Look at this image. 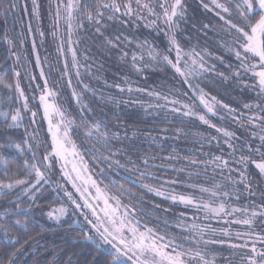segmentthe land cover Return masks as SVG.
<instances>
[{"label":"snow or ice","instance_id":"snow-or-ice-1","mask_svg":"<svg viewBox=\"0 0 264 264\" xmlns=\"http://www.w3.org/2000/svg\"><path fill=\"white\" fill-rule=\"evenodd\" d=\"M198 7L210 14L198 21V26L193 25L204 44L197 38L186 49L178 34L188 20L187 0H51L52 36L54 41L60 37L57 51L65 57L60 79L67 78V87L72 89L71 100L79 108L78 126L76 117L56 102L58 85L49 86L46 61L36 54L35 40L32 51L40 76L29 75L27 66L21 76L16 65L23 64L17 52V44L22 47L24 43L23 33L13 30L9 34L7 28L9 19L15 22L20 3L0 0V19L4 22L0 43L7 46L8 59L13 61L11 70L5 67L0 71V123L18 129L28 113L35 124L42 111L48 125L43 141L35 129L29 132L27 128L19 143L0 141V149H14L24 157L13 168L7 155L0 153V200L7 198L6 205L0 204L4 209L0 211V264H17L24 255L23 248L16 246L34 219L29 215L30 208L20 207L22 199L35 204L48 189L59 203V207L48 211V218L78 231L75 243L103 253L104 264H264V187L250 174V166H254L260 180H264V0H198ZM23 13L30 17L28 35L38 32L43 41L46 33L40 30V0H31L30 12L25 3ZM32 18L37 22L35 29ZM63 24L67 25L66 41L60 33ZM141 28L150 34H163L166 46L162 51L154 41L141 39ZM89 38L93 46L99 42L98 51L118 53L120 61L130 64L137 75L161 66L173 70L179 87L174 84L171 88H133L128 80L127 89L119 83L110 85L120 93L127 91L125 104L138 105L154 125H164L157 135H145V140L150 141L148 149L133 151L136 141L128 136L127 129L122 133L119 125L113 128L104 119H92L94 110L84 102V95L91 91L95 96L96 92L87 84L80 92L74 87L73 79L83 82L81 69L89 74L93 70L92 47H82ZM186 39L191 42L193 37ZM209 39H213L215 51L208 46ZM217 51L226 54L228 62ZM212 59L231 70L227 76L219 73L220 78L236 80L237 86L247 93L239 107L223 103L201 86V81L216 70V65L210 64ZM22 79L28 80L34 93L31 107L21 86ZM133 94L138 95L134 98ZM108 99L120 103L115 96ZM13 104L17 106L13 108ZM33 107L37 110L33 111ZM213 117L230 118L245 130V138L241 140L235 131L214 123ZM186 120L199 121L215 130L218 135L197 133L194 143H200L202 149L204 141L209 145L215 141L219 154L181 150L175 143L167 155L163 154L169 139H191L183 127H172L176 123L183 125ZM79 133L83 140L77 144L71 137ZM160 172L176 175L162 177ZM209 172L212 175L201 182L199 178ZM184 175L188 179H180ZM177 187L184 191H177ZM145 197H158L171 205L161 208ZM242 198L248 202L240 206ZM176 205L184 210L172 213L171 208ZM149 207L165 217L161 220L157 215L156 226H150L152 217L146 211ZM209 221H215L216 226ZM60 255L50 264H56ZM64 264L77 261L70 255ZM91 264L98 262L94 258Z\"/></svg>","mask_w":264,"mask_h":264},{"label":"trees","instance_id":"trees-1","mask_svg":"<svg viewBox=\"0 0 264 264\" xmlns=\"http://www.w3.org/2000/svg\"><path fill=\"white\" fill-rule=\"evenodd\" d=\"M189 4L188 9V20L186 23L181 25L182 30L178 34V39L182 43V45L187 49L192 44H195L196 39H200L201 45L204 44L203 37H197L196 31L193 28L194 24H197L198 21H204L206 17L210 14L205 13L202 8L198 7V0H187ZM20 10L16 12L15 22L12 19L8 21V32L12 34L13 30L17 34L23 33L22 38L24 39V49L29 50L27 47L28 42V25L30 21V17L23 13V9L25 7V3L27 4L28 11H31V0H19ZM42 4V21L40 22V29L46 33V37L41 41V37L39 33L36 32L32 37V41L35 40L37 45L36 54L39 55L41 61H46L44 64L45 73L48 74L49 86L51 87L53 84L58 85L59 96L57 99V103L62 104L68 111L70 116L76 117V124L80 125L79 120V108L76 105L74 100H71L72 89L67 87V78L63 80L60 79L61 71L64 67L65 57L60 56L57 48L61 43L60 37L57 39H53L52 36V19L49 15L50 11V3L51 0H40ZM54 10V5H53ZM33 29L36 28L37 22L34 18L31 19ZM4 31V22L3 19H0V34ZM135 31V29H133ZM60 33L62 34L63 39L66 41L68 39L67 34V25L63 24L60 28ZM141 37L147 38L150 41H154V43L158 46V48L162 51L166 46V39L163 34H157L156 32H149L148 29L141 28L138 33ZM91 36V32L89 33ZM192 36L193 39L189 42L186 37ZM211 37L212 34L210 33ZM73 40L76 41V36L73 35ZM30 44V42H29ZM17 44V52L19 55V48ZM208 46L212 50H216V46L214 44L213 39H209ZM82 47H92V55L95 57V63L93 65L92 73L81 69V74L84 77L82 83H78L75 79H73V85L78 92L83 89V85H89L90 89L96 92V95L93 96L92 92L89 91L84 95V102L88 103L90 107L94 110L92 113V119H104L110 127L115 128L119 125L120 131L123 133L125 129L128 130V136L136 141V146L133 151L136 150H144L148 149L150 141L145 140V135L151 132L152 135H157L159 129L164 127L163 124L152 123V119L146 116L144 110L140 108L138 105H132L131 103L125 104L123 101L128 99L129 94L127 91L124 93H120L115 87H110V85L121 84L125 89H127L128 84L125 83V80H128L133 88L142 87V88H159L161 85L171 88L174 84L179 87V84L176 80L173 79V70L166 66L157 67L155 69H149L146 73L137 75L135 71L131 68L130 64L125 65L119 59L118 53H106L98 51L99 42L97 41L95 46L92 44V40L89 38L85 41ZM31 55L33 54L32 48ZM30 55V56H31ZM173 53V57H174ZM217 55H224L225 61L228 62L229 57L224 54L222 51H217ZM9 53L7 46L0 43V71H2L5 67L11 70L13 61L8 59ZM83 58V54H81V59ZM67 60L71 62V53H68ZM214 63L216 65V70L214 73L208 75L204 80L201 81V86L208 92L211 96H216L218 100H221L225 104H229L231 107H239L245 102L247 93L243 92L238 86L236 80H224L220 78L219 73L223 72L226 76L230 74V69L225 68L224 64H221L218 60L212 59L210 60V64ZM19 65V64H18ZM49 66H51V73L49 74ZM21 71V76H24V64H20L18 66ZM75 74V70H73V75ZM39 78L40 75L31 74ZM146 77V78H145ZM26 87L28 88L27 94L29 95L30 104L32 106L31 98L34 95L31 89H29V84L27 79H23ZM39 83L42 85L43 81L40 80ZM33 88L35 85L33 84ZM102 94V95H101ZM35 95L38 97L39 92H36ZM138 94H133V97ZM115 96L120 100V103L117 105L115 101H109L108 97ZM144 101L148 100L147 96L143 97ZM38 104V99L36 101ZM69 104L71 106H69ZM17 105L13 104V107ZM33 110L37 109L33 107ZM221 115H224V112H221ZM39 118L42 120V124L44 128L47 129L46 121L43 119V112L40 111ZM212 121L217 123L222 127H226L231 131H235L237 136L240 137L241 140L245 138L244 133L245 130L243 128L235 125L231 119L220 120L218 117H213ZM174 127H183L185 132L188 134L191 139L185 140L181 139L179 141L173 142V140L169 139L168 147H166L164 151V155H167L170 151L171 146L175 143V146L181 150L189 149L192 151H196L197 153H208L212 152L215 154H219V149L216 147L215 141L211 145L204 141L203 148L201 149L200 143H194L197 133L202 134L203 136L208 135H218L215 133L214 129H208L206 125L200 124L199 121H185L183 125L176 123L172 126ZM45 131V130H44ZM135 132V135L133 133ZM25 130L22 128H12L9 129L5 127L2 123H0V141L5 139L9 141H15L17 143L21 142L25 136ZM77 144L83 140V134L79 133L73 134L71 137ZM50 141V138H48ZM51 142V141H50ZM125 143H128L127 141ZM222 143V141H221ZM0 153H4L8 157V163L15 167L17 163H22L24 157L18 156L15 150H9L7 148L0 149ZM150 155H157V152H150ZM133 159H136V156L133 155ZM203 158V157H201ZM123 162V161H122ZM156 163H160V161H156ZM131 167V165H129ZM250 174L251 179L255 182L259 183L261 187H264V180H260L254 166H250ZM127 175V173H125ZM160 176H175V173H164L160 172ZM212 175L209 172L208 176H201L199 179L201 182H205ZM180 179H188L187 175L181 176ZM193 180L196 179L195 176L192 177ZM217 180H220V177L217 175ZM151 183V181H146ZM128 185H125L127 187ZM178 191V187L176 188ZM51 189H48L44 192L39 199L36 200L35 204L31 203V201L27 199H22L20 203L21 208H30L29 212L30 217L34 219V223H32V227L28 230L26 234L21 235L20 243L16 246L17 248H23L24 255L21 256L20 260L17 264H50L53 258L57 254H61L59 259L56 260V264H64V262L71 255L77 264H91L92 260L95 258L98 264H104L105 256L103 253H97L92 249L91 246H85L83 244L75 243V238L79 235L78 231H73L72 228L69 227L67 223L63 225L52 224L46 218V211L48 209L59 207V203L57 201V197L55 193H52ZM44 197H47L45 199ZM257 201L258 196L256 197ZM145 200L150 204H160L161 208H168L171 203L162 201L161 198H150L145 197ZM55 201V202H54ZM241 202L247 203L245 199H241ZM0 204L6 205L7 198L0 200ZM15 207V205H13ZM3 208H0V211H3ZM183 207L176 205L172 206L171 212L178 214L183 211ZM152 217L150 221V226H156L155 218L157 215L160 216V219L163 220L165 217L162 213L152 212L151 208H147ZM191 213L189 212V215ZM171 218V217H170ZM16 219V217H14ZM19 219H24V217H19ZM75 219V218H73ZM147 219V218H145ZM171 221V219H170ZM31 223V221H30ZM14 250V249H13Z\"/></svg>","mask_w":264,"mask_h":264},{"label":"rangeland","instance_id":"rangeland-1","mask_svg":"<svg viewBox=\"0 0 264 264\" xmlns=\"http://www.w3.org/2000/svg\"><path fill=\"white\" fill-rule=\"evenodd\" d=\"M41 30V29H40ZM32 35H29L28 36V39L26 40L27 42H28V45H27V47L26 48H30L29 50L31 51V48H33V41H32ZM29 42H30V44H29ZM19 45V44H18ZM24 47H25V45L23 44V46L21 47L20 45L18 46V50H19V55H20V57H21V59L23 60V64H24V72H25V66H27V71H28V74L29 75H31V74H35L36 76L37 75H40V69L39 68H37L35 65H36V54H34V55H31V52H29V50H25L24 49ZM31 55V56H30ZM20 65V64H19ZM18 64L16 65V67L18 68V66H19ZM19 69V68H18ZM25 90H26V95L28 96V98H29V95L27 94L28 92H27V90H28V88L26 87V85H25V83H24V81H23V79H22V85H21ZM29 101H30V99H29ZM22 103V102H21ZM5 109H6V104L3 106ZM12 107H13V105H12ZM30 107H31V104H30ZM13 108H15V107H13ZM32 110H33V108H32ZM34 111V110H33ZM31 121H32V116H31V113H28L26 116H25V119H24V123H23V125L20 127V128H22V129H24L25 130V128H27L28 129V131L29 132H31L33 129H35L36 130V132H38V134H39V137H40V140L41 141H43L44 140V138L47 136V129H45L44 128V125L42 124V120H41V118H39V116H37L36 117V123L35 124H32L31 123ZM45 130V131H44ZM47 143H48V146H49V148H50V146H51V142L49 141V139H48V141H47ZM40 151H41V153L44 151V149L43 148H41L40 149ZM162 177H167V176H162ZM70 187V186H69ZM178 191H184V189H182V188H180V187H178ZM158 198V197H157ZM258 199H259V196H258ZM165 202H168L169 204L171 203L170 201H165ZM239 204H240V206H243L245 203H243V202H239ZM181 207H183V206H181ZM57 208V207H56ZM53 209V208H52ZM51 209H48L47 211H46V218H47V220L50 222V223H52V224H57L54 220H50L49 218H48V216H47V213H48V211H50ZM171 215H169L167 218L170 220L171 218ZM210 223H212L214 226H216L215 225V221H209ZM235 227V226H234Z\"/></svg>","mask_w":264,"mask_h":264},{"label":"flooded vegetation","instance_id":"flooded-vegetation-1","mask_svg":"<svg viewBox=\"0 0 264 264\" xmlns=\"http://www.w3.org/2000/svg\"><path fill=\"white\" fill-rule=\"evenodd\" d=\"M69 161H70L69 167H71V156H69Z\"/></svg>","mask_w":264,"mask_h":264},{"label":"water","instance_id":"water-1","mask_svg":"<svg viewBox=\"0 0 264 264\" xmlns=\"http://www.w3.org/2000/svg\"><path fill=\"white\" fill-rule=\"evenodd\" d=\"M46 125H47V122H46ZM47 128H48V125H47ZM50 138V137H49ZM50 141H51V139H50Z\"/></svg>","mask_w":264,"mask_h":264}]
</instances>
